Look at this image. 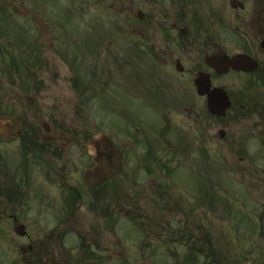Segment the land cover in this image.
Listing matches in <instances>:
<instances>
[{
    "label": "rangeland",
    "instance_id": "1",
    "mask_svg": "<svg viewBox=\"0 0 264 264\" xmlns=\"http://www.w3.org/2000/svg\"><path fill=\"white\" fill-rule=\"evenodd\" d=\"M79 1L81 3L78 0H0V34L5 35L1 41H11L16 46L18 64L22 71V62L30 56L40 61L41 69L57 84V88L49 92L50 104L46 102L45 93L39 95L42 106L40 110L32 112L33 117L45 121L54 118L59 125L64 126L67 133L82 134L86 131L90 139L96 134H107L121 149H126L124 171L104 186L108 194L106 201L111 198L112 216L109 223L105 214L89 209L96 197L100 199V208H104V189L98 190L96 194L88 186L86 190L82 188L85 184V171L91 167V156L87 148L81 149L83 154L73 160V178L84 198L79 203L81 207L77 213L68 218L64 225V244L72 259L70 264H78L82 244L94 249L97 244L111 240L118 245L123 244L127 253H118L117 258L101 264H143L141 257L130 256L134 246L132 241L156 235L150 232L146 223L156 219L155 212L146 206L159 202L157 194L161 192L160 187H166V184L172 189V202L180 205L173 207L174 214L167 209L161 211L163 219L179 223L187 218L201 220L206 216V221L201 224H205V239L210 243L205 245L212 247L211 251H214L216 258L224 255L230 264H241L243 261L258 264V260L263 263L264 145L257 128L255 136L247 141V156H242L244 161L241 162L240 156L243 154H237L238 150L233 153L226 144L228 135L221 139L216 123H203L202 151L197 150L194 143L189 145L188 158L168 164L171 168L168 178L154 166L151 152L148 151L147 136L148 121H158L159 118V123H162L166 117L170 125L174 121L177 124L183 121L187 131L190 127L188 138L194 139L193 124L187 119L186 113L183 120L179 113L169 114L162 109L170 103L178 104L175 62L172 58L182 55L188 57L186 61L190 58L197 63L205 54H210L218 47H223L229 55L248 50L254 56L261 48L259 41L255 40V23H251L252 6L235 10L230 6V0H189L183 9L180 1L126 0V12L119 15L118 5L114 9L110 8L114 0H103L107 1V5H102V0H92L85 4ZM242 1L247 4L246 0ZM165 9L168 11L165 16L157 13ZM181 9L186 16L181 19L179 27L188 30L184 36H178V31L170 28L179 20L178 12ZM137 10L145 13L143 20L135 17ZM166 33L176 39L177 45L167 48L162 45L166 53L157 58V63H151L143 53L141 40L151 45L167 44L173 40L165 38ZM211 33L215 37L213 40L209 37V41L207 37L212 36ZM31 70L36 69L33 67ZM147 70L154 72L157 80L165 76L164 82L172 85L173 94L150 86L154 94L159 92L157 96L149 97L143 91L147 84ZM10 71L11 67L7 66L6 72ZM81 72L84 75V87L91 85V89H94L79 91L69 85L72 77L78 81L77 74ZM41 81L44 83L43 79ZM249 81H252L251 78L233 74L218 79V84H224L233 91H245ZM246 91L251 98H256L260 89L252 86ZM29 96L34 97L32 92L21 94L23 99ZM197 102L202 111L206 105L205 98L197 96ZM257 122V118H253L246 125ZM129 132L138 137L137 141L141 144L139 148L131 146L127 137ZM77 142L74 139L70 145L71 154L79 153ZM4 164L0 163V170L9 168ZM8 164L10 167L18 166L17 161ZM127 179L128 182L124 183ZM53 190L56 191V188ZM160 201L163 202L162 199ZM136 206L144 212H135ZM4 209L0 222V262L29 264L28 246L31 241L15 233V224L8 219ZM58 223V219H50L25 223V227L29 237L41 239L48 231H56ZM107 225L113 226L109 233ZM210 255L209 251L200 256L198 264L208 262ZM125 258L129 262H125ZM84 264L99 263L91 258Z\"/></svg>",
    "mask_w": 264,
    "mask_h": 264
},
{
    "label": "flooded vegetation",
    "instance_id": "2",
    "mask_svg": "<svg viewBox=\"0 0 264 264\" xmlns=\"http://www.w3.org/2000/svg\"><path fill=\"white\" fill-rule=\"evenodd\" d=\"M82 1L85 4L89 0ZM171 1L176 2L177 0ZM188 1L184 0L183 9L187 6ZM246 1L247 4L245 2V6H252L251 15H253V20L251 23H255L254 34L257 36L255 40L259 41L260 45L264 41V0ZM78 2L80 1L78 0ZM101 4L107 5V1L102 0ZM115 5H118L119 15L126 12V0H114L110 8L114 9ZM157 13L166 14L168 11L165 9L163 12L159 11ZM178 22L181 24L180 21ZM178 22L171 25L174 31H180L181 29ZM2 39H5V35L0 34V163L5 162L4 165L9 168L0 170V222L2 220L3 207L5 208L3 212L7 214L8 219L15 226L29 222L58 219V229L56 231H48L41 239L36 236L34 238L29 237V235L24 236L31 241L28 246L30 261L31 264H70L72 259H70L68 248L64 244L66 241L64 225L68 218L74 217L77 213V210L81 207L79 203L84 198L83 192L80 191L78 183L73 178L74 173L72 171L75 169L73 160L83 154L81 149L84 150L86 147L91 156V167L89 168L94 167L91 139L86 131L82 134L67 133L64 126L59 125L54 118H51L50 121H45L33 117L32 112L37 109L40 110L42 106V100L39 95L45 93L47 95L46 102L50 104L52 101L48 97L49 92L57 88V84H54L51 76H48L46 71L41 69L40 61L34 65L38 70L20 72L18 70L16 46L11 41L7 43L6 41H1ZM162 45L167 48L170 45H177V41L174 39V41L167 42V44H149L145 51L148 61L151 63L159 61L157 58L166 53V50L162 49ZM184 48L188 50V48ZM219 49L220 47L215 51ZM215 51L205 54L203 59L197 63L190 58L189 61H186L185 58L188 59V57H183L182 55L178 58H172L173 62H175V90L178 94V104L170 103L162 109L167 110L169 114L171 112L179 113L183 120L186 113L187 119L192 121L195 137L193 139L194 142L192 138H188L190 127L187 131L186 124L183 121H181V124H177L174 121L170 125V121L166 117H164L162 123H159V120H149L147 136L149 137L148 148L150 149L148 151L149 153L151 152L150 156L153 159L154 166L159 168L162 175L166 178L170 175L169 169H171L168 164H172L174 160L188 158L189 145L194 143L197 150L202 149L201 132L205 122L216 123V127H218L217 133L221 139L228 135L226 144L233 153L238 150L237 154H243L240 156L241 162L244 161L242 156H245V158L247 156V141L255 136L256 128L260 136L263 137L262 142L264 145V50L260 49L254 56L248 53L258 62L259 67L255 72L248 73L233 69L222 75H219L215 69L206 64L205 57ZM166 59V65H168V60ZM7 66L11 67L9 73L6 72ZM151 72L147 71L148 77L153 76L154 73L152 72V74ZM201 72L210 74L213 86L222 87L227 91L229 100H231V107L227 109L224 117L212 115L208 111L207 103L206 107L202 111L200 110L199 102H197L196 79ZM233 74L238 77L251 78L252 81L246 84L245 91H233L224 84H218V79ZM79 75V86H82L84 75L82 72ZM41 79L44 80V83H42ZM164 81L165 76H160L158 79L160 84L158 86L163 87L164 93L166 90V92L173 94L172 85H166ZM69 85L75 88L74 84L71 83ZM252 86L260 89L256 98H251L249 92L246 91ZM148 88L150 89V87ZM29 92H32L34 97L31 98L29 96L24 99L21 97V94ZM204 98L206 100V97ZM29 112H31L30 118L27 117ZM253 118H257V124L246 125V122ZM127 137L131 141L133 148L141 146L137 141L138 137L134 133L129 132ZM74 139L78 141V154H71L69 151ZM126 156V149L123 148V171L126 165ZM14 161H17L18 166L10 167L8 163ZM36 164H42L43 166ZM125 182H128V179ZM106 184H101L97 190L104 189ZM126 185L127 183L124 184V189ZM87 186L93 189L86 182L82 185V188L86 190ZM53 188H56V191ZM160 188L161 192L157 194L159 202L146 206L148 210L155 212L156 219L153 222L149 221L146 223L151 230L150 232L156 233V235L144 236L133 240L134 246H132L130 256L134 255V258L141 257L143 264H189L186 260H183L188 255L192 257L191 264H197L198 253L209 249L206 246H202L204 243L202 240H205L207 231L205 224L201 223L206 221V216H203L201 220L199 218L194 220L187 218L179 223L176 220L163 219L164 215L161 211L167 209V211L174 214L173 207L179 206L180 203L172 202V189L168 184H166V187ZM97 190H91V192ZM104 193L102 213L105 214L109 223L112 216L111 198L106 201L108 195L106 188ZM96 198L91 202L93 206L100 202L99 197L97 202ZM160 199H162V203ZM134 208L136 209L135 212H144L138 206ZM110 227L113 226L107 225L106 227L108 233L112 231ZM81 247L82 252L79 256L80 258H78V264H84L91 258L101 264V262H108V260L117 258L118 253H121V255L124 252L127 253V248L123 244L118 245L114 240L97 244L94 249L84 244ZM261 261L258 260V264H264ZM125 262H129V259L125 258ZM214 263L222 264L218 261ZM0 264L3 263L0 262Z\"/></svg>",
    "mask_w": 264,
    "mask_h": 264
},
{
    "label": "water",
    "instance_id": "3",
    "mask_svg": "<svg viewBox=\"0 0 264 264\" xmlns=\"http://www.w3.org/2000/svg\"><path fill=\"white\" fill-rule=\"evenodd\" d=\"M233 8H244L243 2L238 0H230ZM136 16L143 18V13L138 11ZM182 33H186V29L181 30ZM264 48V41L261 43ZM207 64L216 69L219 74L227 73L230 69L234 68L238 71H255L257 62L247 54H236L232 58L228 57L223 49L206 57ZM197 91L199 95H207L208 108L212 114L224 116L226 110L231 106V101L226 93V90L222 88H213L211 90V79L208 74L201 73L197 78ZM91 147L96 151L94 161L96 166L92 170H88L85 176L94 188H97L108 178L118 174L122 168V153L115 145L111 138L108 136H98L91 142ZM18 235L24 236L27 231L25 226L19 225L16 228Z\"/></svg>",
    "mask_w": 264,
    "mask_h": 264
},
{
    "label": "trees",
    "instance_id": "4",
    "mask_svg": "<svg viewBox=\"0 0 264 264\" xmlns=\"http://www.w3.org/2000/svg\"><path fill=\"white\" fill-rule=\"evenodd\" d=\"M203 252V251H202ZM202 252H200V253H202ZM198 258V257H197Z\"/></svg>",
    "mask_w": 264,
    "mask_h": 264
}]
</instances>
